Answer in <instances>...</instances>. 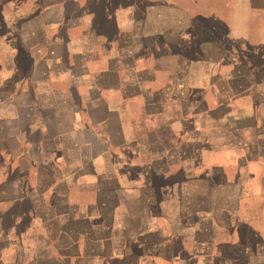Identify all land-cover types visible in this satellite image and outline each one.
Masks as SVG:
<instances>
[{
  "label": "crops",
  "instance_id": "crops-1",
  "mask_svg": "<svg viewBox=\"0 0 264 264\" xmlns=\"http://www.w3.org/2000/svg\"><path fill=\"white\" fill-rule=\"evenodd\" d=\"M233 6L0 0V264H264V28L202 38Z\"/></svg>",
  "mask_w": 264,
  "mask_h": 264
},
{
  "label": "rangeland",
  "instance_id": "rangeland-1",
  "mask_svg": "<svg viewBox=\"0 0 264 264\" xmlns=\"http://www.w3.org/2000/svg\"><path fill=\"white\" fill-rule=\"evenodd\" d=\"M242 1H253V3L258 4V0H233L234 6L233 8H224L222 15L220 13H216L214 19L212 18L211 21L208 19V21L214 23V29L212 34H208L205 28V25H203L202 29V38H203V44L207 45L206 41L207 38L210 36L213 38H219L223 33L227 32L230 33L232 36L231 43L238 48L240 43L243 44V47L245 48L244 52H247L248 50L251 55L252 49L255 48L257 37L260 34V30L264 28V23L260 22L254 17L248 16L246 14V9L244 8V5H242ZM221 11L220 8H216V11ZM209 12V8L203 7V19L204 15H207ZM264 20L263 18H261ZM206 20V19H204ZM245 39V42H240V40ZM248 42V44H246ZM209 47L205 46L203 48L204 51L207 53L209 52ZM236 55L235 58L238 59L240 57V53L237 49H235ZM235 53V52H234ZM247 61H250V64L253 62H256L257 60L255 57L249 56V58L246 59Z\"/></svg>",
  "mask_w": 264,
  "mask_h": 264
}]
</instances>
